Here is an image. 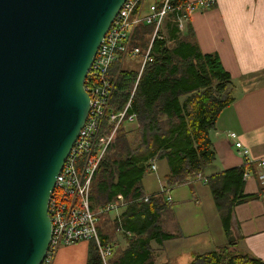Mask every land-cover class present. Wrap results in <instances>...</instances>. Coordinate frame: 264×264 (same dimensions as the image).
Masks as SVG:
<instances>
[{
    "label": "trees",
    "instance_id": "trees-1",
    "mask_svg": "<svg viewBox=\"0 0 264 264\" xmlns=\"http://www.w3.org/2000/svg\"><path fill=\"white\" fill-rule=\"evenodd\" d=\"M169 2L177 8L187 0ZM176 12H171L172 19ZM174 26L172 44L159 30L152 42L153 62L144 68L132 97L130 113L135 114L134 127L126 130L123 123L118 126L113 147L110 144L106 148L91 179V209L114 200L117 194H122L127 202L118 217L98 218L100 242L110 245L113 252L109 264H176L171 257L164 255L160 259L157 254L164 242L178 238L164 229L161 220L168 211L172 213V202L163 195H152L148 202L139 200L146 194L141 179L154 160L164 161L168 166L162 178L168 190L189 181H201L208 188L215 209L221 214V226L227 238L234 205L250 198L242 195L246 166L207 178L202 176L204 168L215 158L209 131L220 112L233 102L231 76L216 53L200 51L191 38L193 30L189 24L184 35L176 33L178 29ZM153 31L154 24L138 25L133 45L146 49ZM136 75L135 71H121L117 76L110 111L124 107ZM108 112L98 137L113 129L106 122ZM119 129L122 136H118ZM118 233L122 234L124 244L116 241ZM89 243L87 264H101L95 243ZM230 249L228 243L217 251L191 252L186 264H264L254 257L232 253Z\"/></svg>",
    "mask_w": 264,
    "mask_h": 264
},
{
    "label": "water",
    "instance_id": "water-1",
    "mask_svg": "<svg viewBox=\"0 0 264 264\" xmlns=\"http://www.w3.org/2000/svg\"><path fill=\"white\" fill-rule=\"evenodd\" d=\"M125 1L0 0V264L46 256L49 199L89 113L84 80Z\"/></svg>",
    "mask_w": 264,
    "mask_h": 264
},
{
    "label": "crops",
    "instance_id": "crops-1",
    "mask_svg": "<svg viewBox=\"0 0 264 264\" xmlns=\"http://www.w3.org/2000/svg\"><path fill=\"white\" fill-rule=\"evenodd\" d=\"M162 1L145 0L141 10L147 13L149 5H160ZM189 1L196 0H187ZM170 14L163 21L159 31L168 43L172 44L175 39L172 37L175 32L174 25L177 27V24L176 16L172 19ZM187 24L192 27L191 38L200 51L204 54L216 53L223 68L231 76L232 83L233 102L220 112L209 131L215 158L204 168L202 176L207 178L245 166V160L238 155L233 146L234 142L227 136L229 132L235 133L238 141L248 149L249 159L253 161V164L245 167L251 176L247 180L243 179L245 184L242 195L250 196V198L233 207L230 232L235 244L229 243L231 245L229 251L254 257L264 263V185L257 180L258 169L254 165L257 160L264 157V0H215V5L211 9L193 13L181 29L177 27L176 33L184 35ZM135 28L132 31L131 47H138L133 45ZM128 59L132 60L127 56L123 62L113 66L114 70L111 74L114 84L121 71H135L138 74V69L123 67ZM114 94L115 87L112 91V95ZM128 125L130 128L134 127L135 120ZM149 164L155 165V170H151L150 167L148 173L141 179L145 195L148 194L144 187H149L154 181L158 184L157 178L160 171L164 168L168 170L164 161L154 160ZM189 182L179 185L178 188L183 190V186H188L191 189V183L198 185L197 191L200 192V196L191 189L196 199L194 203L198 206L204 204L205 207L203 199L199 200V197L204 194L203 189L208 192L209 190L201 181ZM161 186H163L162 192H149L153 193L150 195L158 193L168 195V192H175V187L168 190L162 182ZM180 197L181 204L176 213L172 211L169 214L168 211L161 219L164 229L178 235V238L164 242L162 247L157 246L158 257L161 259L165 255V257H171L176 264L182 263L183 260L187 263L191 252L205 253L224 248L226 240L225 243H220L218 248L214 246L211 248L212 236L200 239L202 236L200 231L203 229H197L201 226L198 223L201 215H198L191 207L185 193ZM170 198L168 196L166 200ZM170 243H178L180 250L169 251L166 246ZM89 248V242L61 246L54 256L53 264H87Z\"/></svg>",
    "mask_w": 264,
    "mask_h": 264
},
{
    "label": "built area",
    "instance_id": "built-area-1",
    "mask_svg": "<svg viewBox=\"0 0 264 264\" xmlns=\"http://www.w3.org/2000/svg\"><path fill=\"white\" fill-rule=\"evenodd\" d=\"M144 1L126 0L124 2L100 43L84 80V89L89 96V113L56 178L55 187L49 199L48 216L52 236L42 264H53L54 256L61 246L81 242H94L101 264H108L113 252L110 245H103L100 242L97 230L98 218L109 212L122 210L127 202L122 194H117L114 200L95 210L91 209L89 201L91 179L106 148L114 140L118 126L125 121L133 122L135 119V114L130 113L132 97L144 68L153 62L152 42L163 20L169 13L177 11L176 24L181 29L193 13L211 9L215 5V0H196L174 8L169 0H163L160 5H149L147 13H144L141 10ZM140 24L155 26L151 41L145 50L131 47L132 31ZM127 56L141 57L137 78L124 107L118 111H110L114 87L111 69L123 62ZM107 110L109 112L106 122L108 125H113V129L109 134L98 137ZM227 136L234 142L233 146L238 155L245 160V166L253 164V161L249 159L248 149L238 141L237 135L229 132ZM254 165L258 169L257 180L264 185V157L257 160ZM151 170H155V165L151 166ZM250 176V173L246 171L243 179L247 180ZM149 198V195H144L139 200L148 202Z\"/></svg>",
    "mask_w": 264,
    "mask_h": 264
},
{
    "label": "rangeland",
    "instance_id": "rangeland-1",
    "mask_svg": "<svg viewBox=\"0 0 264 264\" xmlns=\"http://www.w3.org/2000/svg\"><path fill=\"white\" fill-rule=\"evenodd\" d=\"M166 18H167V16H166ZM131 59L133 61L128 59L125 62L123 67L124 68H127V67L132 68L133 70L139 69L138 67H139V64L141 61V57L137 56V57H134ZM123 124H124V127H123L124 129L128 130V128H130V126L128 124H126V122H123ZM118 136H122V130L121 129H119V131H118ZM114 142H115L114 140L111 142V145H112V146L110 145L111 147H113ZM167 172H168V170H166V168H164L163 170L160 171L159 177L157 178L159 181L158 184L154 181V183L152 185H149V187H144V190L147 191V194L149 195L150 198L152 196L150 194H153V193H149V192H155V193L162 192L163 186H161V182H162V178L164 177V174H166ZM190 186H191V189L196 192V195L199 194V196H200V192L197 191V188H199V186L196 184H193V183H191ZM182 189L183 190H181L180 187L178 188V186H175V192L174 193L168 192V195H167V193L166 194L163 193V196H164L163 198L165 200L168 198V196L171 197L169 199V201L171 200V202H172V211L176 213L178 206L181 204L182 198L180 196L185 193L187 199L190 201L191 207L194 209L195 212L198 213V215H201V217L198 218V223H200L201 226H200V228L197 229V230L203 229L200 231L202 233V236L200 239L207 238V236H210V237L212 236L214 239L211 238L213 240L211 248H213V246L215 248H218L220 243H225V240H226V245H227L229 243V237L227 238L225 236L223 227L221 226V224H222L221 223V214L219 213L218 209L217 210L215 209V206H214L212 197L210 195V192L204 190L202 187L203 191H205V192H204V194H202V197H199V200H200V198L203 199V201L206 205L204 207V204H201L200 206H198L194 203L196 201V199H195L194 195L192 194V190L188 186H183ZM154 195H159V193L154 194ZM197 198H198V196H197ZM121 211H122L121 209L118 211H112V212H109V213L103 215V217L108 216V217L113 218V217L119 215L121 213ZM190 226H192V225H190ZM104 231L107 233L113 234L112 231H110L109 229H104ZM116 236H117L116 241H118L120 243V245L125 243L121 233H118ZM166 248L169 251H172L175 249L180 250L178 243H170L166 246ZM200 251H203V250H200ZM110 260L111 259L108 260V264H109ZM182 263L186 264V261L183 260ZM182 263L178 262V264H182Z\"/></svg>",
    "mask_w": 264,
    "mask_h": 264
}]
</instances>
